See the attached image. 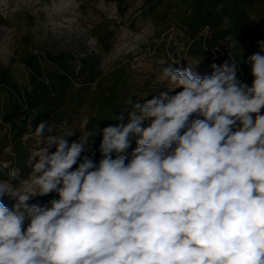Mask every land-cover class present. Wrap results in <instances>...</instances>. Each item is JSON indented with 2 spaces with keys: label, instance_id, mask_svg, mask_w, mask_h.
<instances>
[{
  "label": "clouds",
  "instance_id": "1",
  "mask_svg": "<svg viewBox=\"0 0 264 264\" xmlns=\"http://www.w3.org/2000/svg\"><path fill=\"white\" fill-rule=\"evenodd\" d=\"M175 63L166 89L112 117L126 123L70 142L41 121L27 176L0 166V198L16 202H0V264H264V42L251 85L232 59L204 77ZM101 132L97 164L82 153Z\"/></svg>",
  "mask_w": 264,
  "mask_h": 264
},
{
  "label": "rangeland",
  "instance_id": "2",
  "mask_svg": "<svg viewBox=\"0 0 264 264\" xmlns=\"http://www.w3.org/2000/svg\"><path fill=\"white\" fill-rule=\"evenodd\" d=\"M222 1L235 3L234 0H0V72L11 76L18 87L28 86L27 70L21 63L25 54L39 59L45 77L55 71L48 54H71L75 72L70 84L63 88L61 84H46L47 108L42 110L48 111L47 122L55 126L53 134H59L63 127L76 135L68 138L70 142L83 139L94 133L99 123L112 126V117L119 116L124 108L130 110L125 103L128 98L143 103L158 90L166 89L168 85L157 78L161 67L172 62H178L172 67L181 69L198 63L192 70L204 77L211 76L213 63L219 65L232 59L240 62L237 78L251 85L253 77L247 60L259 49L238 44L233 27L220 42L206 43L214 30L201 18L208 11L218 12ZM236 3L247 18L264 25V0H236ZM219 28L221 31L225 27ZM106 46L110 48L106 50ZM199 46L206 51L199 52ZM82 59L87 60L89 69L91 64L97 65L99 76L94 82H87L88 68L82 74L78 72ZM15 101L14 92L0 90V166L8 164L6 172L19 169L24 177L31 170L28 161L36 148L34 130L38 125L33 120L39 111L28 118L26 133L18 138L15 128L3 119L12 113L16 119L13 121L21 124L17 120L22 118L20 112L13 109ZM124 120L127 122V112ZM149 123L145 121L143 126ZM135 147L133 138L129 157ZM12 184L18 186L19 181L13 180ZM49 195L34 197L29 204L50 207ZM55 196L59 198L57 193ZM0 202L9 208L16 203L7 195Z\"/></svg>",
  "mask_w": 264,
  "mask_h": 264
},
{
  "label": "trees",
  "instance_id": "3",
  "mask_svg": "<svg viewBox=\"0 0 264 264\" xmlns=\"http://www.w3.org/2000/svg\"><path fill=\"white\" fill-rule=\"evenodd\" d=\"M234 1L235 3L232 4H225L223 1L220 2L218 4L220 6L218 12L208 11L201 18L205 19L206 23L211 25L214 30V33L206 42L207 45L220 42L222 36H227L230 29L233 27L234 35L238 40V44L250 48L251 50H260V44L264 42V25H260L253 19L247 18L245 13L238 8L236 0ZM226 16L229 17L231 21L228 26H225L223 23L224 17ZM220 26H224V30L220 31ZM109 48V46L105 47L106 50ZM197 49L201 53L206 51L200 46ZM47 59L54 66L55 71L45 77L43 74V68L40 66V61L36 56L28 53L22 57L21 63L27 70L28 86L18 87L17 84L13 82L11 76H8L5 72H0V90L6 89L14 92L16 101L13 109L14 112H20V115L22 116V118L17 119L21 124H17L13 121L16 119L13 118L12 113H7L3 118L5 123L11 124V126L15 128L18 138L26 133V122L35 111H39V114L34 116V124H38L41 121H47L48 111L42 110L47 108L45 99L48 96L49 90L46 84H61V88H63L66 84H70V77L74 75L75 68L71 54H48ZM96 66L97 65L94 66L91 64L89 69L87 60L82 59L78 72L82 74L84 73L83 71L88 68L87 82H94L99 76ZM122 122L126 123L125 120L120 121L114 118L112 126ZM104 127H106V124L103 122L99 123L97 126L100 130ZM101 140L102 132L91 137L89 144L91 151L82 153V156H89L98 164L101 159V153L99 151ZM112 155L113 158H115V153ZM128 159L130 160L131 157L128 156ZM48 197L49 199L47 201L56 198L55 193L50 194Z\"/></svg>",
  "mask_w": 264,
  "mask_h": 264
}]
</instances>
